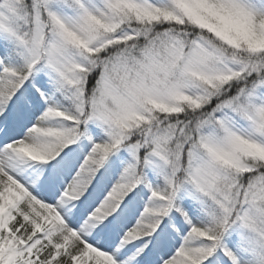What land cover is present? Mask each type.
Instances as JSON below:
<instances>
[{
  "label": "snow or ice",
  "instance_id": "obj_1",
  "mask_svg": "<svg viewBox=\"0 0 264 264\" xmlns=\"http://www.w3.org/2000/svg\"><path fill=\"white\" fill-rule=\"evenodd\" d=\"M0 264H264V0H0Z\"/></svg>",
  "mask_w": 264,
  "mask_h": 264
}]
</instances>
